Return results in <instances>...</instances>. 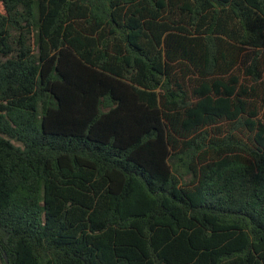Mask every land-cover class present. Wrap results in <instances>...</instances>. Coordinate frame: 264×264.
Returning <instances> with one entry per match:
<instances>
[{"label":"trees","instance_id":"1","mask_svg":"<svg viewBox=\"0 0 264 264\" xmlns=\"http://www.w3.org/2000/svg\"><path fill=\"white\" fill-rule=\"evenodd\" d=\"M0 5V264H264V0Z\"/></svg>","mask_w":264,"mask_h":264},{"label":"rangeland","instance_id":"2","mask_svg":"<svg viewBox=\"0 0 264 264\" xmlns=\"http://www.w3.org/2000/svg\"><path fill=\"white\" fill-rule=\"evenodd\" d=\"M0 11H3V6L2 5H0Z\"/></svg>","mask_w":264,"mask_h":264},{"label":"water","instance_id":"3","mask_svg":"<svg viewBox=\"0 0 264 264\" xmlns=\"http://www.w3.org/2000/svg\"><path fill=\"white\" fill-rule=\"evenodd\" d=\"M6 262H7V264H9V261H8V258L6 257Z\"/></svg>","mask_w":264,"mask_h":264}]
</instances>
